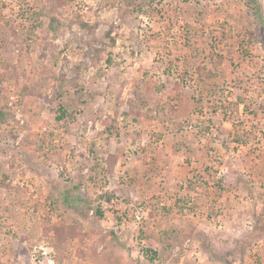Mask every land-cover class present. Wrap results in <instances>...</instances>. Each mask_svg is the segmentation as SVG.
<instances>
[{
    "label": "rangeland",
    "instance_id": "rangeland-1",
    "mask_svg": "<svg viewBox=\"0 0 264 264\" xmlns=\"http://www.w3.org/2000/svg\"><path fill=\"white\" fill-rule=\"evenodd\" d=\"M249 1L0 0V264H264Z\"/></svg>",
    "mask_w": 264,
    "mask_h": 264
},
{
    "label": "trees",
    "instance_id": "trees-1",
    "mask_svg": "<svg viewBox=\"0 0 264 264\" xmlns=\"http://www.w3.org/2000/svg\"><path fill=\"white\" fill-rule=\"evenodd\" d=\"M254 1H255V0H250L249 2H252V3H253ZM254 3H255V2H254ZM70 200H71V199L69 198V196H67V198H66L65 201H66V202H69ZM100 215H102L101 212H100Z\"/></svg>",
    "mask_w": 264,
    "mask_h": 264
}]
</instances>
